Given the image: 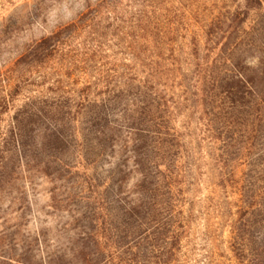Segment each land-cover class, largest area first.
<instances>
[{
	"label": "rangeland",
	"instance_id": "obj_1",
	"mask_svg": "<svg viewBox=\"0 0 264 264\" xmlns=\"http://www.w3.org/2000/svg\"><path fill=\"white\" fill-rule=\"evenodd\" d=\"M262 2L230 36V44L236 43L239 60L264 72ZM245 4L0 0V264H35L63 249L74 228L86 225L74 218L90 207L94 211L89 198L105 193L103 186L111 185L108 198L129 196L132 175L125 177L120 196L115 188L130 174L129 112L134 99H144L134 72L152 62L163 65L159 77L167 104L178 107L170 109L178 119L169 129L174 147L168 145L163 155L190 230L175 264H264V132L251 149H245L244 132L241 141L226 145L225 129L222 140L214 142L211 123L218 112L201 105L202 75L186 63L196 61L187 53L194 34L208 32L205 26L227 8ZM143 5L160 9L146 33L135 31L133 21ZM170 28L178 31L168 34ZM139 53L145 63L137 59ZM175 56L178 62H172ZM106 122L123 127L119 146L97 147L79 139L80 132L104 128ZM45 126L64 142L36 153L34 136ZM235 240L246 246L240 259L230 250Z\"/></svg>",
	"mask_w": 264,
	"mask_h": 264
},
{
	"label": "trees",
	"instance_id": "obj_2",
	"mask_svg": "<svg viewBox=\"0 0 264 264\" xmlns=\"http://www.w3.org/2000/svg\"><path fill=\"white\" fill-rule=\"evenodd\" d=\"M262 7V0H246L243 7L227 8L224 15L216 16L209 26H205L209 27L208 32L194 34L187 49L188 55L195 57L196 61L186 63L194 65L202 75L201 105L214 106L218 112L211 123L214 142L221 139L225 129V136H229L225 139L226 145H232L234 138L237 143L241 141L238 139H243L244 132L245 149H251L259 134L264 132V93L261 90L264 72L239 60L236 43H232L234 46L230 44V36L238 33L252 12ZM159 11H151L147 5L141 6L136 17L133 16L135 31H151V23L157 19ZM175 31L178 30L170 28L167 33ZM137 59H143L142 63L147 60L144 53H139ZM175 59L177 56L172 62H178ZM147 65V68L138 65L134 72L141 79L138 83L144 99L138 102L134 99L129 112L131 123L127 130H131L132 135L128 141L130 174L122 176L115 188L116 196H120L127 183L125 177L132 175L134 182L129 196L108 198L106 192L111 185L103 186L105 193L99 192L96 197L89 198L96 207L94 211L90 207L82 217L77 216L73 220L86 225L80 230L79 227L74 228L63 249L60 247L57 251L48 252L35 264H175L181 258L184 240L190 230V216L184 211L185 204L180 200L177 183L171 172L165 170L163 155L168 145L174 147L175 138L170 139L169 129L178 119L170 109L174 111L178 107L174 103L167 104L159 77L163 74V65L155 62ZM104 126L80 132L79 139L92 141L97 147L119 146L123 127L107 122ZM15 130L16 127L12 136L17 142L20 134ZM63 142L60 133L45 126L36 132L33 150L45 153L50 144L57 146ZM36 242L40 244V237ZM245 249L246 246L237 240L230 244V250L237 259L243 256Z\"/></svg>",
	"mask_w": 264,
	"mask_h": 264
}]
</instances>
